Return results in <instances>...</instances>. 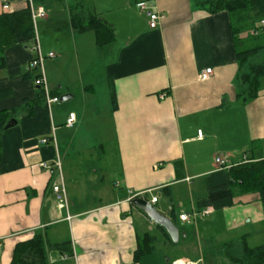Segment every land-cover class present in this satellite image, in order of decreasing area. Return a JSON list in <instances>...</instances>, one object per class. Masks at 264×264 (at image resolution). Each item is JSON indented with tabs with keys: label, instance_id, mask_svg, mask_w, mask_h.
Returning <instances> with one entry per match:
<instances>
[{
	"label": "crops",
	"instance_id": "0c3cea01",
	"mask_svg": "<svg viewBox=\"0 0 264 264\" xmlns=\"http://www.w3.org/2000/svg\"><path fill=\"white\" fill-rule=\"evenodd\" d=\"M83 1L113 26L114 42L98 46L93 31L74 30L68 0L45 5L46 16L35 22L41 53L54 54L43 62L47 88L69 94L65 103L25 104L41 92L36 72L26 69L34 55L31 44L3 52L0 91L10 95L0 97V264H10L15 245L35 232L49 244L68 243V253L49 246L50 264H171L177 258L237 264L225 254L228 242L245 239L253 247L264 241L259 193L239 191L229 175V167L264 157V77L254 99L235 97L239 75L252 62L245 71L246 62L239 66L229 13L208 11L197 0H156L163 18L150 28L147 13L136 6L141 0ZM26 4L0 0V13ZM54 4L61 12L49 17ZM205 68L211 74L199 79ZM2 112H10L5 124ZM71 112L75 122L68 127ZM11 119L15 125L6 127ZM99 146L114 167L90 169V181L102 187L93 202H85L72 177L76 168L65 162L72 158L76 165V158ZM217 156L228 167H218ZM60 183L64 195L52 190ZM138 192L148 200L157 197V210L178 228L177 242L130 203ZM204 208L211 212L195 222L179 219ZM146 231L156 236L155 248L134 259L137 239Z\"/></svg>",
	"mask_w": 264,
	"mask_h": 264
},
{
	"label": "trees",
	"instance_id": "16d2710c",
	"mask_svg": "<svg viewBox=\"0 0 264 264\" xmlns=\"http://www.w3.org/2000/svg\"><path fill=\"white\" fill-rule=\"evenodd\" d=\"M6 2L11 0H5ZM27 4L24 8L12 12L0 13V70L5 67L3 52L6 48L16 44H26L33 46L36 41L35 23L32 20L30 7ZM35 4L50 5L53 1L64 0H32ZM67 7L69 11V21L74 30L77 32L93 31L95 42L98 46L110 44L115 41L116 35L113 26L92 12L83 0H68ZM197 5L206 7L208 11L226 10L231 18L233 34H235V44L237 46V59L239 66H242L250 56L264 48L263 44H254L248 48H241L240 34L243 30H250L249 39H264V31L254 34L253 30L263 27L260 22L264 19V0H197ZM35 71L36 78L38 76ZM27 76V74L25 75ZM264 77V55L260 60L252 62L248 70L239 75V86L236 89L235 97L242 101L254 99L261 88ZM110 99L113 108L117 107L115 87L111 78L108 80ZM41 92L33 99H25V104L34 105L41 100L45 101L44 90L39 86ZM51 96L60 97L55 90L50 92ZM10 90H1L0 97L9 96ZM10 112H2V123H6ZM9 119V118H8ZM96 158L102 157V146L95 149ZM2 149L0 141V159ZM177 176L181 177L180 169L182 162H176ZM95 166H91L92 169ZM101 168V167H99ZM229 175L231 183L238 186L241 192H258L263 206L264 212V157L254 160L250 157L247 161L238 163L229 167ZM168 188H163L167 190ZM145 198H147L145 196ZM140 210V209H139ZM142 212V210H140ZM143 213V212H142ZM159 233L170 240L167 232L162 226L156 225ZM156 236L150 232H144L137 239V247L134 252V259L146 253H150L155 248ZM68 243H52L49 244L42 232H35L29 240L17 243L13 249L10 264H50L47 251L49 246L56 249H63ZM67 253L69 249H65ZM225 254L234 263L237 264H264V241L256 246H249L245 239L238 242L230 241L226 244Z\"/></svg>",
	"mask_w": 264,
	"mask_h": 264
},
{
	"label": "built area",
	"instance_id": "2783aa9c",
	"mask_svg": "<svg viewBox=\"0 0 264 264\" xmlns=\"http://www.w3.org/2000/svg\"><path fill=\"white\" fill-rule=\"evenodd\" d=\"M4 4H6V1L3 0ZM28 4L30 7V12H31V17L32 20L34 21V23L36 22L37 19L40 18H44L46 16V11L44 6L42 5H37L35 3H33L32 0H28ZM136 6L142 10L145 11L147 13L148 16V25L150 28H155L157 26V24H159V22L161 21V19L163 18V14L161 12L158 11L157 6H156V0H141L139 2L136 3ZM4 8H6V5H4ZM260 24L263 26L260 29H255L253 30L254 34H259L260 31H264V19L261 20ZM31 51L33 52V57L29 60V63L27 65V70H32V69H36L37 70V74L38 76L36 78H34V82L35 84H37L38 86H41L44 90V94H45V102L46 104L49 106L51 103L53 102H57L59 100V97L57 96H51L49 93V90L47 88V83H46V78H45V74H44V68H43V62L45 60L46 57H52L54 54L52 52H49L47 54V56H44L41 53L37 38L35 43L33 44V46L31 47ZM212 69L211 68H205L203 70H201L198 74L199 79H206L207 77H209V75L211 74ZM161 97H163V94H160ZM75 122V114L73 112L69 113L67 119H66V123L65 125L70 127L74 124ZM201 131H198V136L201 137ZM46 139H43L42 142H46ZM214 162L216 163V165H218V167H228L227 166V160L222 158V157H215ZM41 167L43 168H51V164H48L47 162H40L39 164ZM55 166L56 168H60V162L59 160H57L55 162ZM189 179V178H187ZM60 181L62 183V178L60 176ZM60 184H52V190L54 192H61L63 195L65 194V190L63 185ZM145 193L143 192H138L135 194H131V196L128 198V200H130L133 197H142L144 198ZM146 199V198H145ZM148 200V199H147ZM157 200L156 196H151L150 200H148L150 203L154 204ZM211 212V210L209 208H204L200 211H191L189 213L185 212V213H181L179 214V219L181 221H185V222H189V221H194L196 220L197 215H202V216H206L209 215V213ZM197 262L186 259V258H177L175 260L172 261L171 264H196Z\"/></svg>",
	"mask_w": 264,
	"mask_h": 264
},
{
	"label": "rangeland",
	"instance_id": "374dc122",
	"mask_svg": "<svg viewBox=\"0 0 264 264\" xmlns=\"http://www.w3.org/2000/svg\"><path fill=\"white\" fill-rule=\"evenodd\" d=\"M46 11V10H45ZM60 11V6L59 4H54L52 6V8H48V15L49 17L53 16L54 17V13L59 14ZM37 22H40L39 19L36 20ZM250 30L246 29L243 30L241 32V34L244 36V38H249L248 36L250 35ZM240 34V35H241ZM263 42L264 44V39L262 38H258V39H247V40H243L241 43V48H248L251 47L253 44H261ZM264 52V50H261L258 54H254L252 56L249 57V59L246 61L245 65L243 66V70H247V66L250 62H255L261 59V57H259L258 55H261ZM45 74V72H44ZM66 101H59L57 104H62L65 103ZM107 136H105L103 139L105 140ZM103 140V141H104ZM95 144L97 145V142H95ZM96 154H98V152H93L92 154L88 155V154H84L81 157L76 158V160L80 161V162H76L75 165V161L70 158L68 161L65 162V164L67 163H71L73 164V166H75L76 171L73 173V180L75 182H77V186L79 189V192L81 193V200H85V202H93L94 199H96V197L93 196V193L96 191L97 193L95 195L98 196V192L99 189L102 186H99L98 183H93L90 180L91 176H93V172H90V167L91 166H98V167H102L103 171L107 170V166L109 167V169H112L114 167L113 161L111 160V162H105L104 159V153H102V157L100 160H98L96 158ZM100 175V174H99ZM98 175V176H99ZM105 182H108V180L110 179V177L108 175H106L105 178ZM105 182L102 184L104 185ZM106 189H113L110 185L106 188ZM153 193H150V195Z\"/></svg>",
	"mask_w": 264,
	"mask_h": 264
},
{
	"label": "water",
	"instance_id": "95a60500",
	"mask_svg": "<svg viewBox=\"0 0 264 264\" xmlns=\"http://www.w3.org/2000/svg\"><path fill=\"white\" fill-rule=\"evenodd\" d=\"M70 97L69 94H62L59 99L60 101H65ZM16 120L11 119L6 124V127H11L15 125ZM130 203L142 210V212L156 225L162 226L167 234L169 235L171 241L177 242L179 231L175 223L165 214L157 210L156 206L150 203L147 199L142 197H133L130 199Z\"/></svg>",
	"mask_w": 264,
	"mask_h": 264
}]
</instances>
